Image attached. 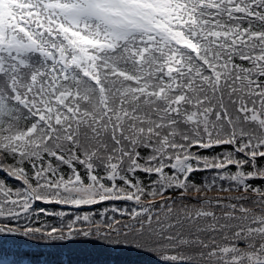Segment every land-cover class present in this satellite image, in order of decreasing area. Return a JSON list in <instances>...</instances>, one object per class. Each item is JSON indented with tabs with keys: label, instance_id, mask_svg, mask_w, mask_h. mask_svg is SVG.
I'll use <instances>...</instances> for the list:
<instances>
[{
	"label": "snow or ice",
	"instance_id": "obj_1",
	"mask_svg": "<svg viewBox=\"0 0 264 264\" xmlns=\"http://www.w3.org/2000/svg\"><path fill=\"white\" fill-rule=\"evenodd\" d=\"M264 264V0H0V264Z\"/></svg>",
	"mask_w": 264,
	"mask_h": 264
},
{
	"label": "trees",
	"instance_id": "obj_2",
	"mask_svg": "<svg viewBox=\"0 0 264 264\" xmlns=\"http://www.w3.org/2000/svg\"><path fill=\"white\" fill-rule=\"evenodd\" d=\"M37 249H33L31 254L33 256L45 255L48 258L57 259L61 261L68 260L72 263L85 264L87 261L97 260V259H121L123 258V254L114 253V252H104L102 254H95L89 251L81 250L79 248H75L69 246L67 248L58 249V248H45V253L42 247L35 246ZM61 257V258H60Z\"/></svg>",
	"mask_w": 264,
	"mask_h": 264
},
{
	"label": "rangeland",
	"instance_id": "obj_3",
	"mask_svg": "<svg viewBox=\"0 0 264 264\" xmlns=\"http://www.w3.org/2000/svg\"><path fill=\"white\" fill-rule=\"evenodd\" d=\"M3 257H1L0 259H2Z\"/></svg>",
	"mask_w": 264,
	"mask_h": 264
}]
</instances>
